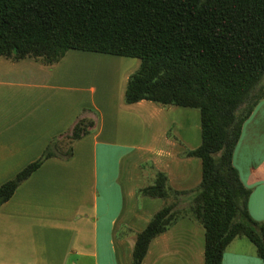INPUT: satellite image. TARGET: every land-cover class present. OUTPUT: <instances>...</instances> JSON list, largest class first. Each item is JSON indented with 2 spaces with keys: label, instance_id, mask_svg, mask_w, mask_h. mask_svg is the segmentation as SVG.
Here are the masks:
<instances>
[{
  "label": "crops",
  "instance_id": "obj_1",
  "mask_svg": "<svg viewBox=\"0 0 264 264\" xmlns=\"http://www.w3.org/2000/svg\"><path fill=\"white\" fill-rule=\"evenodd\" d=\"M140 65L81 50L54 65L0 59V186L69 133L86 109L98 120L70 159L47 160L0 208V264H132L137 234L164 206L138 190L156 170L178 191L201 184L202 160L185 156L202 143L200 112L126 104ZM234 166L252 191V217L264 223V100L244 124ZM143 264H205L204 229L180 220L151 243ZM223 264L264 262L250 241L237 238Z\"/></svg>",
  "mask_w": 264,
  "mask_h": 264
},
{
  "label": "trees",
  "instance_id": "obj_2",
  "mask_svg": "<svg viewBox=\"0 0 264 264\" xmlns=\"http://www.w3.org/2000/svg\"><path fill=\"white\" fill-rule=\"evenodd\" d=\"M70 50L140 59L128 105L147 100L201 114L202 143L185 156L202 160V182L178 191L156 170L138 190L164 206L137 234L132 264H143L151 243L185 218L205 231V264H223L237 238L250 240L264 262V223L252 217V191L234 166L244 124L264 100V0H0V59L54 65ZM84 113L0 186V208L47 160L73 156L98 124L93 111Z\"/></svg>",
  "mask_w": 264,
  "mask_h": 264
},
{
  "label": "rangeland",
  "instance_id": "obj_3",
  "mask_svg": "<svg viewBox=\"0 0 264 264\" xmlns=\"http://www.w3.org/2000/svg\"><path fill=\"white\" fill-rule=\"evenodd\" d=\"M114 88V86L112 87V89ZM146 166V163L144 164V163H142L141 164V166H140V169H142L143 167H145ZM246 240H248L247 238H245ZM248 241H250V240H248ZM251 242V241H250ZM252 243V242H251ZM253 244V243H252ZM254 245V244H253ZM255 246V245H254ZM256 248V247H255Z\"/></svg>",
  "mask_w": 264,
  "mask_h": 264
}]
</instances>
